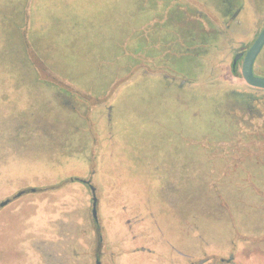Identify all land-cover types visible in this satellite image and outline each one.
<instances>
[{
	"label": "rangeland",
	"instance_id": "obj_1",
	"mask_svg": "<svg viewBox=\"0 0 264 264\" xmlns=\"http://www.w3.org/2000/svg\"><path fill=\"white\" fill-rule=\"evenodd\" d=\"M198 1L239 13L203 34L196 0H0V202L26 192L0 264H264V156L220 95L256 5Z\"/></svg>",
	"mask_w": 264,
	"mask_h": 264
},
{
	"label": "flooded vegetation",
	"instance_id": "obj_2",
	"mask_svg": "<svg viewBox=\"0 0 264 264\" xmlns=\"http://www.w3.org/2000/svg\"><path fill=\"white\" fill-rule=\"evenodd\" d=\"M196 1L200 5H203L205 7L206 11L203 13L210 19V21L211 20L213 21L212 22L213 25L211 26V28L207 29L203 27V24L201 23L200 20L194 19L193 20L194 22L192 23V28L194 33L203 32V34H206L212 32V29L214 28V24L216 28L215 32L217 33L226 32L229 23H231V19L233 20L235 16L238 15L239 13L238 10L236 11V13L231 15L230 21L229 20L222 21L223 17L221 15H218L214 12L212 13L207 6H205L198 0ZM254 4L256 5L254 11V20H253L254 28L250 33L249 39L239 38V40L234 42L229 41V43L226 44V46L223 45L222 53L223 55L224 53L226 55V58L223 59V62L226 63L228 61L230 67L229 71L235 80L232 82H227L226 86L224 85V87L222 88L220 95L222 101L224 103H228V106L230 108L229 114L234 122V127H233L234 131L246 132L249 134V136L256 135L257 137H261L264 136V89L251 86L244 80L241 74V67L245 53L252 45L254 40L257 38L258 34L260 33V31L264 26V0H254ZM199 11H201V9H199ZM210 43L213 45L212 47H216V42L213 41L212 39ZM263 48H264V43L260 48L259 52L257 53L252 65L253 74L258 77H264V54L261 52ZM237 76H241L243 80L237 82L236 81ZM259 147L261 150H264V145ZM81 180L84 182V184L89 185L88 180L86 179H81ZM32 188H34V190H31ZM29 190L30 193H34L36 191V188L30 187ZM19 191H21V193L17 195ZM19 191H17L16 194L13 196L15 199L26 193L24 190H19ZM92 198L93 195H91V202H92ZM7 200H8L7 203H9L10 199L7 198ZM91 210H92V204H91ZM94 257H95L94 264H96V260H99L97 253L94 254ZM220 260L228 261L230 260V258L221 257Z\"/></svg>",
	"mask_w": 264,
	"mask_h": 264
},
{
	"label": "water",
	"instance_id": "obj_3",
	"mask_svg": "<svg viewBox=\"0 0 264 264\" xmlns=\"http://www.w3.org/2000/svg\"><path fill=\"white\" fill-rule=\"evenodd\" d=\"M263 43H264V26L262 30L260 31V33L258 34L257 38L254 40L252 45L249 47V49L245 53L242 67H241V74L244 80L251 86L264 89V77L255 76L252 71L253 61L257 53L259 52L260 48L262 47ZM90 188H91V192L93 195L92 213L95 216V201H96L95 189L92 185H90ZM31 190H34V188H32ZM20 193L21 191H19L17 195H19ZM7 201L8 200H3L0 202V204L5 205ZM96 264H100V261L96 260Z\"/></svg>",
	"mask_w": 264,
	"mask_h": 264
},
{
	"label": "trees",
	"instance_id": "obj_4",
	"mask_svg": "<svg viewBox=\"0 0 264 264\" xmlns=\"http://www.w3.org/2000/svg\"><path fill=\"white\" fill-rule=\"evenodd\" d=\"M240 133L243 134L245 137H247L246 138L247 144H250V145H245V146L247 148L251 149V150H249L250 152L253 153V151H254L253 154H256L257 156H264V150H261L260 147H259V146L264 145L263 144L264 143V136L257 137L256 135L249 136V134L246 133V132H240ZM247 151H248V149H247ZM247 151H246V153H247ZM246 153H245L244 150L236 151V152L232 153V155L229 157V160L232 161V160H235V159H240V158L244 157ZM90 190H91V188H90ZM92 203H93V198H92Z\"/></svg>",
	"mask_w": 264,
	"mask_h": 264
},
{
	"label": "crops",
	"instance_id": "obj_5",
	"mask_svg": "<svg viewBox=\"0 0 264 264\" xmlns=\"http://www.w3.org/2000/svg\"><path fill=\"white\" fill-rule=\"evenodd\" d=\"M25 195H22V196H20L19 198H17V199H14V200H12V201H10L9 203H7L6 205H4V207L0 210V214H4L5 212H6V210L8 209V207H10V206H13L14 204L16 205V206H18L19 205V203H21V202H17V200H19V199H22V197H24ZM34 207H36V211L37 210H39L40 209V207H41V209L40 210H44V208H45V205L44 204H36V205H34ZM56 210V209H55ZM19 211L20 212H23V208H19ZM45 211V210H44ZM3 212V213H2ZM54 212H56V211H54ZM37 214V212L34 214V216ZM50 219V218H49ZM29 228V227H28ZM5 226H2V227H0V232H4L5 230ZM40 234L41 233H37V234H35V233H26L25 232V234L24 233H22V239H23V241L25 242V240H27V246H28V242L31 240V239H36V237H37V239H42V236H40ZM41 235H44V234H41ZM26 247V246H25Z\"/></svg>",
	"mask_w": 264,
	"mask_h": 264
}]
</instances>
